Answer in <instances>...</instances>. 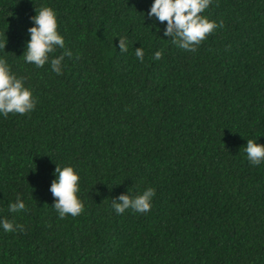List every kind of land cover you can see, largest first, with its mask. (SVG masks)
I'll return each instance as SVG.
<instances>
[{
  "label": "trees",
  "instance_id": "16d2710c",
  "mask_svg": "<svg viewBox=\"0 0 264 264\" xmlns=\"http://www.w3.org/2000/svg\"><path fill=\"white\" fill-rule=\"evenodd\" d=\"M153 3L0 0V59L36 100L0 113V264H264V162L245 151L264 145V0H212L218 27L194 52ZM43 7L65 47L37 67L23 55ZM57 165L80 177L79 216L54 208ZM149 188V212L116 213L112 199Z\"/></svg>",
  "mask_w": 264,
  "mask_h": 264
},
{
  "label": "clouds",
  "instance_id": "9594fccd",
  "mask_svg": "<svg viewBox=\"0 0 264 264\" xmlns=\"http://www.w3.org/2000/svg\"><path fill=\"white\" fill-rule=\"evenodd\" d=\"M212 0H154L149 17L156 18L160 23L166 22L164 35L171 37L173 43L179 48L187 51H196L197 46L202 44L207 37L218 27L217 23L210 21L202 13L209 8ZM37 15L31 19L34 26L28 29L30 40L27 42V50L23 55L26 62L37 67H43L49 63L50 54L59 47H65V40L60 35L59 23L56 12L51 7H43L37 10ZM222 26V22L221 25ZM6 43H0V48H5ZM119 48L126 52L127 43L124 38L119 39ZM73 54L66 50L63 55L52 58L50 63L52 70L62 75V61L65 56ZM136 57L142 62L144 52L137 48ZM162 52L155 53V59L162 58ZM36 100L31 90L24 86L22 79H18L10 71L6 61L0 59V113L7 117L10 113L27 114L34 110ZM248 159L253 165L264 162V145L248 140L245 148ZM57 179L51 184L50 191L56 200L54 208L58 211L60 218L67 215L79 216L85 210L78 193L80 191V177L73 167L61 168L57 165L55 169ZM155 189L149 188L135 198L128 194H121L113 200V208L117 214H123L126 210L147 213L151 210V200L155 196ZM26 210L25 203L18 197L17 202L10 205L11 212ZM3 229L7 232L25 231L23 225H14L7 219L2 221Z\"/></svg>",
  "mask_w": 264,
  "mask_h": 264
}]
</instances>
